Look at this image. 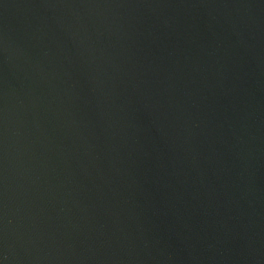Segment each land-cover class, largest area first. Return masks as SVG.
<instances>
[{
	"label": "water",
	"instance_id": "obj_1",
	"mask_svg": "<svg viewBox=\"0 0 264 264\" xmlns=\"http://www.w3.org/2000/svg\"><path fill=\"white\" fill-rule=\"evenodd\" d=\"M0 264H264V0H0Z\"/></svg>",
	"mask_w": 264,
	"mask_h": 264
}]
</instances>
